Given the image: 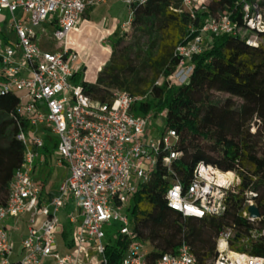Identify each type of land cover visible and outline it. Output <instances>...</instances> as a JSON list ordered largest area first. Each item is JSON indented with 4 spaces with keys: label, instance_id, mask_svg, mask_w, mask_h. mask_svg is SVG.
I'll list each match as a JSON object with an SVG mask.
<instances>
[{
    "label": "built area",
    "instance_id": "2783aa9c",
    "mask_svg": "<svg viewBox=\"0 0 264 264\" xmlns=\"http://www.w3.org/2000/svg\"><path fill=\"white\" fill-rule=\"evenodd\" d=\"M106 1L0 0V12H8L4 17L7 33L0 35V94L12 92L18 96L15 118L18 139L25 148L23 162L10 182L7 201L0 206V264H43L47 259L57 264H94L97 257L98 264H115L106 254V228L113 227L128 240L126 252L116 264H197L186 241L176 252L152 256L148 241L134 230L130 218L133 197L161 167L168 182L166 202L185 216L224 215L230 193L239 190L241 179L236 171L205 161L196 164L189 182L184 183L174 167V161L184 155L175 149L176 131L166 130L155 139L149 133L153 111H132L133 104L145 96L118 89L111 101L100 102L71 81L79 54L70 34L79 29L88 9ZM123 1L130 6L136 0ZM212 1L183 0L178 9L192 20L200 13L204 15L198 25L192 22L188 26L187 40L176 47L180 61L168 78L170 85L188 83L194 57L217 36H242L251 46L261 44L264 5L260 0H237L234 9L216 14L210 13ZM130 15L128 24L132 21L131 11ZM46 23L54 27L51 37L60 42L54 50H44L40 45L41 36L47 35ZM163 81L161 78L156 84ZM160 115L165 116L166 110ZM48 142L55 146L52 153L58 154L55 165L69 169L53 196L35 177L39 168L48 165L44 151ZM244 195V216L259 222L262 215L252 217L249 211L251 205L259 208L258 193L247 190ZM71 204L73 210L69 209ZM64 209L75 244L62 254L58 245L64 229L60 212ZM8 221L14 222L11 227ZM23 224L27 225L25 234L21 232ZM13 231L21 236L19 246ZM261 235L264 227L251 230L242 240ZM235 237L233 226L219 233L214 264H264L263 256L233 249Z\"/></svg>",
    "mask_w": 264,
    "mask_h": 264
},
{
    "label": "trees",
    "instance_id": "16d2710c",
    "mask_svg": "<svg viewBox=\"0 0 264 264\" xmlns=\"http://www.w3.org/2000/svg\"><path fill=\"white\" fill-rule=\"evenodd\" d=\"M264 5V0H260ZM183 0H136L130 4L132 34L113 42L112 53L98 73L96 82L84 79L77 67L71 78L86 94L100 102L111 101L116 89L143 95L132 111L148 114L166 110L165 131L177 133L175 149L184 155L174 167L188 183L199 161L234 170L241 182L231 192L227 211L221 216H185L168 206L165 169L159 168L152 181L140 186L130 205L134 230L148 241L152 256L176 252L186 241L197 257V264H214L217 237L228 226L236 229L233 249L264 257V235L248 239L251 230L264 227V44L251 46L242 36L221 35L194 57V70L188 83L168 82L177 65L176 47L187 40L188 26L199 24L204 14L192 20L179 11ZM237 0H213L210 13L232 10ZM239 16L235 13L234 18ZM264 40V32H259ZM79 63V61H78ZM164 78L161 85L156 82ZM126 82V87L123 82ZM215 93L227 95L218 99ZM18 96L0 94V206L8 198L10 182L24 159V144L18 139L15 118ZM255 129V130H253ZM55 146L44 148L47 164ZM41 186L45 189L44 181ZM258 193L262 219L253 222L244 216L245 191ZM51 196L52 193H50ZM71 227L65 225L62 238L68 240ZM71 245V242H70ZM128 240L115 233L107 238L106 254L119 263Z\"/></svg>",
    "mask_w": 264,
    "mask_h": 264
},
{
    "label": "rangeland",
    "instance_id": "374dc122",
    "mask_svg": "<svg viewBox=\"0 0 264 264\" xmlns=\"http://www.w3.org/2000/svg\"><path fill=\"white\" fill-rule=\"evenodd\" d=\"M101 7H104V15L106 16V21L104 24L105 30L111 27L112 23H114L115 19H117L120 20L117 23L118 31L116 33H112L111 36H108L106 34H97L95 31H90V28H83V31L80 35L74 34L72 32L70 37L74 38L75 40L72 41L74 42L75 48L78 51L80 63H83L84 59L93 60V62L99 64H102L105 60L108 61L112 53L113 42L121 37H125L127 40H129V38L131 37L132 26L131 24H128L131 16L130 6L121 0H109L107 3L100 5V8ZM123 21H125L127 25L125 27L123 26L122 28H120L119 24ZM44 27L48 31L47 35L41 36L40 45L44 50H54L60 44L59 41L51 37L54 32V27L49 25L48 23L44 24ZM12 36L15 37L14 34H12ZM261 42L264 44V40L261 39ZM79 69H81L82 74L84 75V79L85 75L86 77H88V75H90L92 72V69L90 68V70L85 74V72L83 71V64L80 66ZM123 86L126 87L125 81L123 82ZM215 96L218 99H224L227 95L215 93ZM153 113L154 116L149 127V133L151 136H153V138L158 139L165 132V116L160 115V112L158 111H153ZM57 156L58 154L52 153L49 157L50 163L43 170H40L39 168V173H37V175L35 176L37 180L44 181L45 191H52V193L55 194L58 192V189L64 177L69 175V169L67 167H59L55 165V160ZM38 184L41 185V182H38ZM69 209L73 210L74 205L71 204ZM125 211H127V209ZM65 213L66 210L64 209L60 212V216L62 217V221L64 223H67L68 220L65 218ZM114 224L116 226L119 225L117 221H114ZM116 231V227L110 229L106 228L107 238L110 235L113 236ZM58 250L60 251V253L64 254V247L61 244L58 245ZM92 255H96L95 257H97L96 252H92ZM13 258L15 259V257ZM99 259L100 258L97 257V262H95L94 264H98Z\"/></svg>",
    "mask_w": 264,
    "mask_h": 264
},
{
    "label": "crops",
    "instance_id": "0c3cea01",
    "mask_svg": "<svg viewBox=\"0 0 264 264\" xmlns=\"http://www.w3.org/2000/svg\"><path fill=\"white\" fill-rule=\"evenodd\" d=\"M108 1H106L105 3H107ZM121 1H123V0H121ZM105 3H102V4H105ZM124 3H126V2H124ZM102 4H100V5H102ZM100 5L87 10V12L84 15L83 21H82L81 25L79 26V29L72 31L74 34L80 35L83 31L82 30L83 28L84 29L90 28L89 29L90 31H95L97 34H106L108 36H111L112 33H116L118 31L117 23L120 20H117V19H115V22L112 23L111 27H109L107 30H105L104 24L106 21V16L104 15V7L100 8ZM5 16H8V12H6V11L0 12V29H1L0 35L1 36H4L7 33V31H6L7 30V27H6L7 23L4 20ZM125 21H123L122 23L119 24L120 28H122L123 26L124 27L126 26ZM70 39L75 41L74 38H72V37H70ZM106 61L107 60L103 61L102 64H99V63L93 62V60L84 59L83 63H80V61H79L78 68H80V66L83 64L84 65L83 71L85 72V74L91 68L92 72L90 75H88V77H86V75H85V80L89 81V82H96L97 77H98V73L102 69V67L106 63ZM47 192L49 193V195H50V193H52V191H47ZM54 194L55 193H52V195H54ZM13 223H14L13 221H8V225H10V227L13 225ZM65 225H69L71 227V234L72 235L70 234L68 240L66 241L62 238V234H61L59 236V244H61L64 247V253H67L74 248L75 242H74V235H73L74 233H73L72 225L69 222H67V223L65 222L64 226ZM21 228H22L21 229L22 234H25L27 231V225L23 224L21 226ZM12 233H13V238L15 240V244L17 246H19L20 241H21V236L16 231H13ZM70 242H71V245H70ZM82 259H83V261L87 262L86 261L87 259L85 257H83ZM43 264H57V263L53 259H47V260H45V262Z\"/></svg>",
    "mask_w": 264,
    "mask_h": 264
},
{
    "label": "water",
    "instance_id": "95a60500",
    "mask_svg": "<svg viewBox=\"0 0 264 264\" xmlns=\"http://www.w3.org/2000/svg\"><path fill=\"white\" fill-rule=\"evenodd\" d=\"M249 211L252 217H259L261 215L260 210L256 205L249 206Z\"/></svg>",
    "mask_w": 264,
    "mask_h": 264
},
{
    "label": "bare ground",
    "instance_id": "6f19581e",
    "mask_svg": "<svg viewBox=\"0 0 264 264\" xmlns=\"http://www.w3.org/2000/svg\"><path fill=\"white\" fill-rule=\"evenodd\" d=\"M72 44H73V46H74V48H75V45H74V42L72 41Z\"/></svg>",
    "mask_w": 264,
    "mask_h": 264
}]
</instances>
